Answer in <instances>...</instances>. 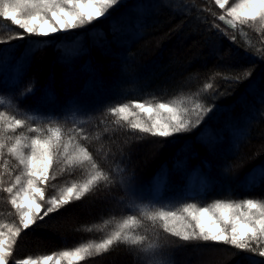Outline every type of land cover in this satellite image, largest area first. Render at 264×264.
Here are the masks:
<instances>
[{"label": "trees", "instance_id": "16d2710c", "mask_svg": "<svg viewBox=\"0 0 264 264\" xmlns=\"http://www.w3.org/2000/svg\"><path fill=\"white\" fill-rule=\"evenodd\" d=\"M204 3L206 7L197 0H169V6H164L162 0H122L119 9L108 19L86 28L0 44V59L10 54L8 61L12 62L27 54L23 69L17 74L22 77L18 83L17 78L7 79L10 84L7 86L3 81L6 74L0 71V95L5 102L10 96L17 98L12 107L5 103L0 111L28 119L21 109L35 110L37 119L32 127L39 124L44 132L48 127H60L65 142L73 137L72 142L87 147L115 181L108 187L102 182L82 199L49 214L37 222L38 226L22 232L14 246V258H35L39 254L71 249L82 242H98L117 222L128 215H137L143 226L136 229V234L145 235L149 240L169 241L165 252L170 255L172 264H250V253L224 244L179 241L164 232L162 222L153 223L146 218L148 213L158 211L161 204L167 205L165 211H175L184 203L200 207L216 200H264V184L256 187L246 184V174L264 163L260 91H252L246 82L232 95L215 101L209 99L211 93L194 95L209 82L218 66L223 69L228 65L237 67L253 63V58L245 56L242 48L237 49L214 30L208 31L212 21L205 11L198 13L197 9L211 7L214 10V7L210 2ZM197 15L206 18L208 23H201ZM138 26H142L139 33ZM15 32L22 30L11 26L10 22H0V40ZM249 33L247 36L237 34L238 42L252 51L264 48L262 34L259 31ZM37 40L45 41V45L35 44ZM214 46L220 50L231 49L232 58L217 60L211 54ZM34 47L38 50L31 53ZM257 63L254 79L259 81L264 74V63ZM33 81L34 94L27 99L19 98V93ZM176 97H195L193 100L214 102L216 106L198 128L168 138L163 147L157 142L158 137L137 139L140 134L129 131L127 121L108 111L110 107L133 101L172 103L167 101ZM188 104L192 102L184 100L183 106ZM80 129L87 140L77 135ZM21 132L35 135L27 128L17 129L10 135ZM4 161H8V171L2 167ZM118 163L126 168L122 175L131 177L138 199L126 194L120 186L119 177L113 171ZM59 167L56 164L52 169L57 179L46 182V198L67 186V182H82L87 176V171L81 168L61 174ZM21 171L18 162L5 149L0 158L3 186H9ZM165 175L167 180L161 183ZM192 183H195L193 187ZM140 204L144 205V216L137 209ZM0 221L18 223L9 195L3 191H0ZM105 221L109 223L104 224ZM96 225H103V230L94 227L93 231H87ZM82 264L145 262L137 247L120 244Z\"/></svg>", "mask_w": 264, "mask_h": 264}, {"label": "snow or ice", "instance_id": "6c2138e0", "mask_svg": "<svg viewBox=\"0 0 264 264\" xmlns=\"http://www.w3.org/2000/svg\"><path fill=\"white\" fill-rule=\"evenodd\" d=\"M218 13L211 7L197 9V12L207 11L214 18L208 26V31H215L220 37L228 38L237 49H243L245 56H251L253 63L248 66L228 65L221 69L219 66L200 90L201 94L211 93L209 99H217L232 95L242 84L248 82L252 91L259 90V103L261 115H264V74L259 81L254 79L258 63H264V48L255 51L238 42L237 30L244 35L245 29L257 28L264 34V0H212ZM122 0H0V22H10L22 32H15L7 39L0 40V44L9 43L11 40H24L26 37H49L58 32H70L83 29L95 22L107 18L110 12L118 7ZM164 6H169V0H162ZM195 6V5H193ZM139 15V13H137ZM201 23H208L206 18L197 15ZM222 22L224 27H221ZM142 26H138L139 28ZM231 30V31H229ZM37 45H45V41H35ZM38 48L30 49L31 53ZM211 54L217 60L223 61L233 56L231 49L220 50L214 46ZM238 54V53H237ZM5 61L0 59V67ZM23 65H21V70ZM22 77H17V83ZM2 91V90H0ZM35 92L34 81L19 93V98L27 99ZM16 97H9L5 102L0 95V106L7 103L12 107ZM192 107L179 103L159 102L152 104L150 101L122 103L110 107L108 111L119 115L129 124V131L139 133L137 139H146L148 136L160 138L157 141L161 147L168 138L183 133H189L198 128L205 117L213 111L215 103H202L198 99L192 100ZM18 107V105H17ZM28 119L18 118L6 111H0V158L4 156L5 149L21 167L22 171L16 175L9 186L4 187L3 174L0 173V191L9 195V203L15 209L18 223H4L0 221V264H82L89 258L102 255L110 251L113 246L123 244L128 247H137L142 254L145 264H172L170 255L165 249L169 241L160 242L149 240L145 235L136 234V229L143 223L137 215H128L117 222L114 229L103 239L82 242L68 250H61L53 254H39L35 258H14V246L21 233L43 221L49 214L58 212L73 201L82 199L96 186L104 183L105 187L115 181L112 174L104 171L94 159L92 152L79 142H65L61 136L60 127H48V135L39 124L32 127V122L37 119L35 110L21 109ZM193 114L195 119H193ZM133 119H129V117ZM27 128L29 136L24 132L16 133L17 129ZM83 129L77 132L81 139L87 140L82 135ZM71 143V147L69 144ZM238 148V145L236 146ZM27 150V151H25ZM123 159V156H122ZM179 163V162H178ZM59 164L62 174L72 168H81L87 171V176L82 182H67V186L57 189L55 195L46 198L45 185L57 179L56 172L52 171L54 165ZM8 171V161L2 165ZM119 177V184L131 197L139 198V194L132 187L131 177L122 175L126 168L118 163L113 169ZM246 174L247 182L253 187L264 184V167L256 175ZM11 175V173H9ZM167 176H162L160 182L165 183ZM55 187V185H53ZM167 205H159V210L147 214V219L155 223L162 222L164 232L188 243L192 241L212 242L215 244L229 245L241 252L252 254L250 264H264V200L245 198L236 200H216L208 206L184 203L175 211H165ZM144 205L137 206L141 216H144ZM109 223L105 221L104 224ZM103 230V225L87 228V231Z\"/></svg>", "mask_w": 264, "mask_h": 264}, {"label": "rangeland", "instance_id": "374dc122", "mask_svg": "<svg viewBox=\"0 0 264 264\" xmlns=\"http://www.w3.org/2000/svg\"><path fill=\"white\" fill-rule=\"evenodd\" d=\"M199 3H201V4H205L204 5V7H206V3H204V2H210V3H212V5H213V7H214V10H212V11H215V12H218V13H220V12H222L223 10H220V9H218V6H216V5H214V3L212 2V0H197ZM230 2H231V0H230ZM120 6V5H119ZM119 6L118 7H116L115 9H113L111 12H110V14H109V16L111 15V14H113L116 10H118L119 9ZM201 6V5H200ZM205 13L207 14V16L210 18V20L211 21H213V17H212V15L209 13V12H207V11H205ZM108 16V17H109ZM108 17L107 18H104V19H102V20H105V19H108ZM217 23H220L219 21H216ZM221 24V23H220ZM230 31V30H229ZM255 31H258L257 30V28H251V29H245L244 30V35H242V36H247V35H250V33L249 32H255ZM239 32H240V30H237V34L238 35H240L239 34ZM262 37H263V39H264V34H262ZM228 39V38H227ZM11 57H10V54H6V56L5 55H2V59H4L5 61H8L9 59H10ZM26 58H27V54H24L21 58H20V60L19 59H15V62H14V59L12 60V62L11 63H8L7 65H5V66H2V67H0V71H2V72H5V76H4V79H3V81L6 83V85L8 86V85H10L9 83H8V80H10V81H13V80H15L16 78H17V74L19 73V70L21 69V65H23L24 66V64L26 63ZM48 70L46 69L45 70V72H47ZM0 76H2V75H0ZM0 79H1V77H0ZM8 79V80H7ZM186 101V102H192V101H189V100H193V99H195V97L194 98H191V97H189V99H187V98H185V97H176V98H171V99H169V101H167V102H176V103H179L180 101H183V103H184V100ZM193 105L192 104H188L187 106H185V107H189V108H191ZM214 111V110H213ZM210 114H208L207 116H209ZM71 116H73V115H71ZM48 134V132H44V135H47ZM35 135H36V133H35ZM150 147L151 146H148V149H150ZM165 156H167L166 154H165ZM164 156V157H165ZM163 157V158H164ZM262 167H264V163L262 164V166L261 167H258L256 170H254L253 171V174H251V175H256L258 172H259V170H260V168H262ZM246 184L248 185V186H250V184H248V182H247V180H246ZM193 185H195V183H192V186L191 187H193ZM211 257L213 256H215L214 254L212 255H210Z\"/></svg>", "mask_w": 264, "mask_h": 264}]
</instances>
